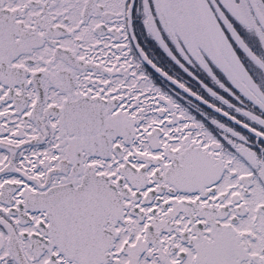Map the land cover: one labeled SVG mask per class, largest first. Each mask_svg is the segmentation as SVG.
I'll list each match as a JSON object with an SVG mask.
<instances>
[{
  "label": "snow or ice",
  "instance_id": "snow-or-ice-1",
  "mask_svg": "<svg viewBox=\"0 0 264 264\" xmlns=\"http://www.w3.org/2000/svg\"><path fill=\"white\" fill-rule=\"evenodd\" d=\"M0 264H264V0H0Z\"/></svg>",
  "mask_w": 264,
  "mask_h": 264
}]
</instances>
